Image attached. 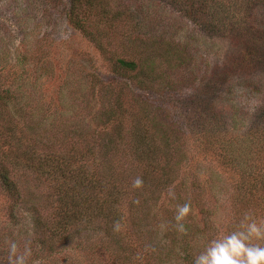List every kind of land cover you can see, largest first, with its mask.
<instances>
[{"label": "rangeland", "instance_id": "374dc122", "mask_svg": "<svg viewBox=\"0 0 264 264\" xmlns=\"http://www.w3.org/2000/svg\"><path fill=\"white\" fill-rule=\"evenodd\" d=\"M71 4L0 0V264H157L148 246L183 235L166 229L184 204L177 222L199 229L184 237L193 257L164 264H193L209 241L264 225V0H76L70 21ZM118 58L137 69H120ZM152 60L154 73L138 75ZM79 129L104 137L92 139L98 152L118 143L122 153L142 134L144 148L163 147L170 158H160L169 184L153 194L157 202L116 208L125 261L96 240L85 255L77 239L50 251L45 235L24 236L33 211L55 226L48 217L61 203L59 182L27 170L23 152L33 148L37 162L48 142ZM22 212L26 222L16 225Z\"/></svg>", "mask_w": 264, "mask_h": 264}, {"label": "trees", "instance_id": "16d2710c", "mask_svg": "<svg viewBox=\"0 0 264 264\" xmlns=\"http://www.w3.org/2000/svg\"><path fill=\"white\" fill-rule=\"evenodd\" d=\"M71 1L72 4L69 12L70 21L76 14V0ZM77 25L79 26V24ZM87 33L83 32L84 35H87ZM165 52L167 53L168 49H165ZM117 66L127 71L137 69L133 61H126L119 58L117 59ZM146 67L147 70L144 69V71L139 69L138 75L145 77V74L154 73L155 66L153 60ZM78 117L79 116H77V118ZM7 132L10 137H18L13 136L16 132L13 127L7 128ZM31 134L35 135L33 133ZM95 135L88 134L84 129L76 131L73 137H63L65 135L61 134L55 142L50 144L48 142V144L44 146L43 154L37 162L34 163V149L27 147L29 149L23 152L24 156L27 154L24 162V166L27 170L30 172H37L45 179L50 178L53 182H59L56 189L60 190L56 196V201H60L61 203L59 206H56L54 215L51 214V216L48 217V221L52 219L55 220V226L49 227V224L42 215L33 211L31 216H27L28 220L25 226L27 229L24 236L27 237L26 239L28 240L31 239V236L36 237L37 235H45L47 241L45 244L50 251L57 246V242L63 243L62 245L65 246L67 243L77 239L78 247L85 255H89V253L92 252V249L87 246V243L96 240L101 245L106 244V248L116 247L118 254L125 261L129 256L130 249L127 246H123V228L117 225L118 218L116 213L118 210H116V208H118L117 206L121 204V202L130 200V204H128L130 205V209H132L133 201L136 200V202H138L141 200L142 203L146 204V199L147 201L153 200L152 196L154 193L164 192L169 181L166 178L167 175L163 171L170 158L163 147L155 146L153 149L144 148L145 140L142 134L137 137L138 143L135 144V146L128 147L129 145H124L126 147H124L122 153L120 152L118 143L110 147H105L106 150L99 149L98 152L96 151L98 144L92 145V142L97 140L101 141L104 137L98 133ZM166 135L168 134L166 133ZM168 137L169 136H166V138ZM94 138L95 141L92 140ZM32 141H34L32 142L34 145L40 143L37 140ZM20 148V146L18 149L17 147L12 148L11 153L14 159L22 155V151L19 150ZM99 154H104V157H109L111 154L120 159H110L108 162L103 161L104 159L102 158V161L99 159L100 161L98 162L95 156L98 157ZM129 155L132 158L129 157ZM161 157H165L168 160L162 161L160 160ZM121 158L123 159L121 160ZM131 159L134 164H132ZM92 160L95 161L93 162ZM163 162L166 163L164 164ZM132 165L136 171L131 168ZM138 165L141 166L140 169H138ZM2 166L3 165H1L0 168L6 171ZM159 170L162 171L161 174L158 172ZM3 171L2 173H4ZM137 179L141 180V184L138 186L135 184ZM4 180L8 191H12L14 187L12 183L6 179L5 174ZM146 188L152 189V191H150V198ZM15 194L18 195L17 192H15ZM44 195L48 199L50 198L49 195ZM26 196L29 198L30 193H26ZM74 199L86 202L85 207L77 209L78 206L75 205ZM179 199V196L169 197L168 202H172V205H177ZM158 200L159 199L155 197L153 202H157ZM26 201L24 200V203ZM165 211L168 213L171 212L168 217L174 215L172 211ZM23 212L21 215L19 214L20 218L17 220L16 225H18L20 221L26 220V214L23 216ZM26 212L27 210H25L24 213ZM156 215L157 213H152V218L155 219ZM145 219H149V217H145ZM177 220L176 217L168 219L171 223L169 222L170 224L166 230L168 232L167 236H174L177 233L183 234L181 236L179 235L180 238L167 240L166 237L164 240H157L158 242L151 243L148 246L152 248V253L158 255L155 257L157 264H164L167 258H175L174 260L177 262H185L193 257L192 251L190 250V242L184 237L187 236V231L190 233L189 235L192 236L198 233L199 229L191 228L192 225L186 226L181 224L177 222ZM14 222L16 221L14 220ZM180 225L183 226V231L180 230ZM156 233L157 231L154 232L155 235ZM98 234L103 236L97 238L96 236ZM60 237L62 238L60 239ZM83 242H86V244H82ZM98 263L100 264V261Z\"/></svg>", "mask_w": 264, "mask_h": 264}, {"label": "clouds", "instance_id": "9594fccd", "mask_svg": "<svg viewBox=\"0 0 264 264\" xmlns=\"http://www.w3.org/2000/svg\"><path fill=\"white\" fill-rule=\"evenodd\" d=\"M135 184L140 185L141 180L137 179ZM188 211L189 205L180 206L177 219ZM243 228L244 230L209 241L205 250L195 257L193 264H264V246L250 243L253 238H264V225L251 221ZM180 230H184L182 225Z\"/></svg>", "mask_w": 264, "mask_h": 264}]
</instances>
